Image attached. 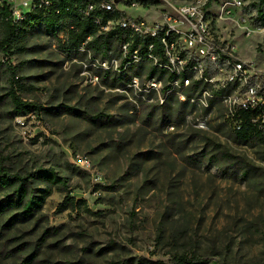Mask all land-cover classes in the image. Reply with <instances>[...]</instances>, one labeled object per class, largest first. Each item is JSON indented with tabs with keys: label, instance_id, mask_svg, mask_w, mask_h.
<instances>
[{
	"label": "rangeland",
	"instance_id": "1",
	"mask_svg": "<svg viewBox=\"0 0 264 264\" xmlns=\"http://www.w3.org/2000/svg\"><path fill=\"white\" fill-rule=\"evenodd\" d=\"M140 1L113 7L127 18L164 24L174 14L170 5L206 2ZM226 2L207 0L215 39L263 70L264 30L245 11L248 1L239 9ZM64 36L35 23L13 43L8 59L0 49V155L11 173L49 169L65 181L51 188L34 218L1 229L17 212L0 215V264H22L29 256L31 264H172L178 255L203 264H264V142H235L219 102L205 113L181 99L178 88L167 93L170 71L159 58L132 56L140 76L113 87L122 71L132 74L121 64L126 49L66 52ZM181 52L176 41L170 55ZM103 61L107 70L100 68ZM169 64L179 70L175 61ZM8 66L20 83L16 95L36 109L14 113ZM151 67L153 80L147 79ZM199 76L195 70L189 78ZM213 88L201 83L192 94ZM204 117L200 128L196 119ZM206 139L232 161L221 159ZM236 161L249 166L246 176L236 174ZM7 195L0 190V201ZM66 199L75 208L58 212Z\"/></svg>",
	"mask_w": 264,
	"mask_h": 264
},
{
	"label": "trees",
	"instance_id": "2",
	"mask_svg": "<svg viewBox=\"0 0 264 264\" xmlns=\"http://www.w3.org/2000/svg\"><path fill=\"white\" fill-rule=\"evenodd\" d=\"M39 2L41 0H35ZM48 1L49 6L35 10L34 12L25 15V18L12 24L10 12L6 6L0 7V24L2 26V38L0 40V49L4 52V56L8 59V53L12 49L13 43L19 38H24L25 30L33 24H41L45 30L52 36H56L60 31L64 33V42L61 46L68 51H79L80 47L83 49H92L94 51L102 50L108 51L113 47H122L126 45V58L122 61V67L129 64L128 71L131 75L127 77V73L122 71L121 74L115 76L113 82L116 84L113 87H122L124 83L131 82V76L139 77L142 71L140 62L138 64H131L132 56L137 55L140 60L157 57L162 63H167L163 54V45L160 38H140L133 35L130 30L115 29L103 33L100 32V27L105 25L107 21L127 20L128 18L123 12L115 10L112 12L104 13L98 9H94L86 14L88 6L95 5L103 0H45ZM194 1V0H191ZM248 1V6L245 11L250 10L253 13L252 21L255 26L264 28V0H245ZM190 2V1H189ZM142 5L149 4L147 0L140 1ZM208 6V3L206 4ZM99 18L100 24L94 23V19ZM20 35V36H19ZM160 36H163L161 34ZM149 45L152 49L148 50ZM135 53V54H134ZM123 68H120L122 70ZM136 69V72L132 70ZM10 70L9 76V97L13 106L14 113L20 114L29 112L37 108L36 105L20 101L15 93L16 87H20V83L15 79L17 76L13 68L8 66ZM12 70V71H11ZM154 68L151 67L147 71V79L153 80ZM108 75L109 72H106ZM174 74H168L167 81L172 80ZM184 76V75H183ZM185 77V76H184ZM201 84L200 81H191L188 91L193 94ZM182 91L181 94L190 99L193 94ZM186 106V103L180 106ZM180 111V108H178ZM255 120L251 123L250 119ZM264 106L250 114H242L240 129L236 130L234 127L227 125L228 129L232 132L233 140L237 143L252 145L254 142H264ZM167 120H170V116ZM166 120V121H167ZM164 122V117L161 119ZM168 122V121H167ZM206 142L210 144L218 153L219 157L225 161H232L226 151L218 144H214L209 139ZM210 162H215L214 156L208 157ZM234 160H237L234 158ZM234 164L237 167L236 174L246 176L248 174L249 166L246 163L236 161ZM34 183H40L43 188L36 190L32 186ZM65 187V181L58 177L53 170L38 169L35 172L21 176L17 173H11L7 166V158L0 155V190L9 192L3 200L0 201V215L9 210H15L17 214L3 224L1 229H9L20 219L34 218L41 210L42 203L47 195H49L51 188ZM81 202H76V204ZM67 208L74 209L75 202L73 199H66L64 203L58 206V212ZM48 232L44 231L43 237ZM43 239H41L42 241ZM32 257L23 259L22 264H31ZM172 264H203L200 258L186 255L174 256L171 260ZM109 264H118L116 262ZM124 264V263H121Z\"/></svg>",
	"mask_w": 264,
	"mask_h": 264
},
{
	"label": "built area",
	"instance_id": "3",
	"mask_svg": "<svg viewBox=\"0 0 264 264\" xmlns=\"http://www.w3.org/2000/svg\"><path fill=\"white\" fill-rule=\"evenodd\" d=\"M197 0L193 1L196 2ZM114 2H130V0H103L86 9V14L95 8L104 13L113 10ZM136 2V1H135ZM131 3L130 5H132ZM205 4H178L176 7L170 5L174 11L173 17L164 18V24H153L141 19H130L107 21L100 27V32L106 33L116 27L130 30L133 35L140 38H160L163 45L164 58L167 63L164 69L174 74L172 80L167 81L165 89L167 93L175 88L185 91L191 85L190 73L198 70L200 76L196 81L202 84H213L214 90L210 93L203 90L201 94L190 99L181 94L180 98L195 106L202 108L204 112L209 111L212 102L217 101L224 109V118L227 125L240 129L242 114H250L264 106V69L258 70L252 63L241 60L233 48L218 42L214 37L211 26L209 7ZM227 7L239 9L242 0H227ZM6 6L10 12L12 24L22 21L25 15L41 8L49 6L48 1L41 0H0V7ZM227 10V14L229 13ZM165 17V16H164ZM99 25V18L94 19ZM259 30H264L255 26ZM163 34V36H160ZM176 41L182 47L178 56L172 57L170 50L176 45ZM126 49L125 46H123ZM80 47L79 50H82ZM152 49L149 45L148 50ZM191 57H188L189 53ZM135 54V53H134ZM135 57V56H134ZM150 57V56H149ZM113 61V60H112ZM179 66L175 72L171 70L170 62ZM102 70L108 69L106 61L100 63ZM185 77H184V76ZM155 87V83L151 84ZM189 86V87H188ZM188 87V88H187ZM207 97V98H206ZM206 118L196 119L197 125L203 128ZM251 123L255 120L250 119ZM264 122V119H261Z\"/></svg>",
	"mask_w": 264,
	"mask_h": 264
}]
</instances>
